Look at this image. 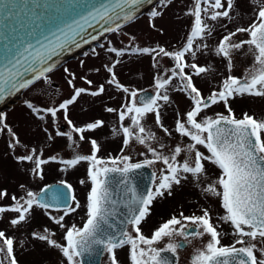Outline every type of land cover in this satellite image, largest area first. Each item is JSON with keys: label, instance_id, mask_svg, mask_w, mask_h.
I'll list each match as a JSON object with an SVG mask.
<instances>
[{"label": "snow or ice", "instance_id": "6c2138e0", "mask_svg": "<svg viewBox=\"0 0 264 264\" xmlns=\"http://www.w3.org/2000/svg\"><path fill=\"white\" fill-rule=\"evenodd\" d=\"M147 2L152 3V0H147ZM202 2L209 3V0H194V6L187 13L194 17V24L182 49L168 51L159 45L156 47H133L131 49L122 47L119 50L115 47L108 49V51L121 57L128 51L136 54H148L152 56L154 61L156 57L163 55L175 61V68L165 70L170 72V75L164 78H154L155 95L147 96L145 94L138 96L137 91H131L128 103L123 105V111L110 107L106 109L109 113L118 112L120 121L130 120L131 126L123 127V133L126 137L124 143L128 144L130 139L135 138L140 144L146 145L147 151L152 154V159L145 158L141 162L132 163L130 162L131 158L124 155L113 158L110 161L112 167H108L106 166L107 162L97 157V153L100 151V145L97 140L91 139L89 141L92 147L90 155L74 154L72 158L60 161L67 166H76L81 161L90 162L88 175L91 179L92 187L87 197V221L82 228L76 225L67 227L63 223L65 216L70 212H75L80 207L79 201L76 200L75 195L70 191L72 185L67 184L66 188L57 187L55 194L50 197V199L65 205L64 214L58 218L51 217V219L61 228L67 227L64 236L66 244L61 245L55 239L50 238L54 237L55 233H50L47 228L43 231L49 233V235H42L35 231L31 235L39 241L47 242L52 247L60 248L63 256L67 258L68 264H80L78 258L82 257L85 252L92 251L95 245H102L107 249L111 254L112 264H118L115 250L125 245L130 246L132 264H171V261L166 256H162L161 253L165 251L175 253L180 245L168 243L166 248H157L153 247V245L165 237H171L177 231L185 235V237H202L205 234L210 237L206 245L196 251L193 257V264H264V139H262L261 135L264 133V119H257L248 113H244L242 118H237L228 104L230 98L235 99L237 96L264 97V5H260L257 10H254L253 19L246 27H237L235 31H229L227 35H224L215 49L217 55L227 58L230 71L232 68V52L241 49L244 45L252 46L249 48V51L254 56L252 68L246 70L242 77L229 75L223 78L220 90H213L210 95L205 97L201 89L193 82L192 75L185 72V68L194 69L195 74L199 76L210 70L204 66L187 63L185 60L186 53H190L193 57L195 56V52L192 51L194 40L197 37L203 39L205 34L211 35L214 28V25L202 18V11L204 13L208 12L207 8H201ZM252 2L259 4V0H252ZM141 3L142 0H123V4L127 5L139 6ZM159 3L163 9L171 5L173 0H159ZM74 6L71 2L68 4L69 8ZM18 7L17 0H0V15H3L5 20L13 18L19 15ZM41 7L40 4H36L30 9L31 14L37 20L43 16V12L37 11ZM83 7H86V5ZM116 7H123L119 0ZM162 9L158 11L153 8L149 12L150 18L162 17ZM211 9V14L208 17L209 21H218L221 18L233 19L239 16L236 0H211ZM136 10H138V7ZM114 11V8L100 5L98 8L93 7L92 11L88 12L87 15L91 16L92 19H96L97 16L101 20L106 17L111 19L110 14ZM80 18L85 19L83 15ZM116 18L120 19L119 14H117ZM135 18V10L125 12V21L131 22ZM73 23H76L79 27L77 21H73ZM152 26L155 27L154 24ZM121 27L122 25L116 23L114 28H106L104 31L114 32ZM58 31L65 37L66 43L67 37L71 33L64 32L62 29H58ZM237 33H247L250 38L234 43L232 38ZM33 39H36V43L40 44L39 39L36 38L35 29L23 35L17 33L15 29L11 32H0L3 59L6 62L3 66V72L9 73V79L5 80L3 72H0V81H3L4 84L10 83L12 89L17 88V80L14 77L18 75V71L13 72V69L17 65H21L22 59L27 62L30 58H34L40 63L39 68L32 67V71L39 74L36 77L37 79H48L47 73L52 71V66L44 67V57L40 49H37L32 43ZM92 39H98V37H92ZM132 39L134 40L135 38L133 37ZM51 43L49 41V44ZM57 46L63 47V45ZM76 46L80 47L79 44ZM43 47L44 45L41 44L40 48ZM202 47L206 48L208 45L202 44ZM120 63V60H116L110 65H104L107 72L111 74V79L108 83L115 84L123 92L128 93L129 88L118 81L114 72V68ZM157 63H154L153 66L156 67ZM65 71L67 72L68 70L65 69ZM71 75L72 79L68 80V83L73 89V94L70 98L64 99L56 107L37 108L32 103H28L27 107L40 120L45 119V115L42 113L55 118L62 111L63 119L71 126V131H57L56 135L67 136L69 140H72V134L77 133L80 134L79 141H84V133L87 130H95L103 126L104 121L95 120L83 127H77L69 119V106L73 105L82 94H90L94 97L99 96L105 92V86L100 84L94 91H90L85 87H77L73 83L76 78L75 74ZM177 78L181 81V84L179 86L173 85L172 90L186 92L193 102L191 110L186 112V120L178 117L175 121L176 131L184 136L191 137L194 142L188 146L193 154L191 156L186 155L182 162L177 161V157L183 151L180 146H176L167 155L163 151H159L158 148L165 149L166 145L159 142V138L147 128L146 123H142L150 113L155 114L158 124L161 122L160 109L163 105L159 101L169 102L168 86L172 85L173 80ZM81 79L88 85L93 83V81L87 80L86 77H81ZM32 83V80H25L19 83V87L23 88ZM160 90L164 91L161 92ZM4 91V88H0V92ZM8 94L12 93L9 92ZM220 102L225 104L228 115L218 113L215 118L201 116L204 110ZM198 116H201L200 120L197 119ZM5 120L6 114L0 112V133L7 132L11 137L8 141V148L14 150L21 145V141ZM163 130L171 135L167 128H163ZM48 138L53 139L51 136ZM152 142H156L158 148L153 146ZM74 145L78 148V141H72L68 147L75 152ZM196 145L205 146L210 155L205 156L204 153L196 149ZM141 155H144V153H141ZM14 159L17 162H32L35 165L32 169L33 173L41 175L42 178L41 165L47 164L49 160L56 161L58 157L53 155L47 159H42L37 155V150L33 148L30 154L16 156ZM155 161L162 162L165 167L159 170V176L153 173V176L158 181L154 184L155 191L146 188L143 193L136 196L129 203L128 215L123 220V224L131 226V231L124 228L119 234H115L102 227V225L107 223L109 215L107 174L110 172L126 174L132 170L141 169L145 165H153ZM205 161L215 164L222 170L220 177L215 182L208 184L205 192H210L221 199V206L225 210V214L218 219L231 225L236 237L234 243L228 245L222 243L224 233L222 230H217L219 225L213 223L208 209H204L202 215L184 216L181 213L180 218L173 216L156 229L151 238L146 237L142 233V221L149 214L153 200L157 197H163L165 193L171 195L174 185L179 186L182 181L187 180L188 174H191L195 180L205 177ZM102 164L105 166L101 167ZM120 164L123 166L121 167ZM80 183L83 184L84 181L81 180ZM20 187L23 188L24 185H20ZM7 195L8 191L6 189L0 190V199ZM26 196L27 199L25 200L24 197L18 198L13 195L11 199L16 203L12 206H0V218H2V214L9 211L17 213L18 216L11 219V224L16 226L29 219L34 205L43 209L53 206L51 203L45 202L47 193H45V197H41L39 194L27 191ZM22 200L24 201L23 203H21ZM69 200L75 203V207L69 205ZM182 220L186 223H182ZM190 224L195 225L196 230L194 232L187 231ZM177 225H180L179 229L176 228ZM108 227L111 228L112 226L109 225ZM245 238L249 239L245 240ZM14 243V238L6 237L5 231L0 230V252L6 254L9 264H18L14 254ZM238 244L243 246L237 247L236 245ZM141 245H146L147 247H142ZM257 251L261 254L259 258L256 255ZM0 264H3V260H0Z\"/></svg>", "mask_w": 264, "mask_h": 264}, {"label": "rangeland", "instance_id": "374dc122", "mask_svg": "<svg viewBox=\"0 0 264 264\" xmlns=\"http://www.w3.org/2000/svg\"><path fill=\"white\" fill-rule=\"evenodd\" d=\"M260 5H264V0H259V4L252 2V0H236L239 16L233 19L221 18L218 21H209L208 17L212 11L211 0L209 3H201L202 9H208L207 13L202 11V18L214 25V28L211 35L205 34L203 39L197 37L194 40L192 51L195 52V56L186 53L185 60L187 63H194L210 69L197 76L194 69L186 68L193 74L196 79L195 84L201 89L205 97L210 95L213 90H220L223 78L229 75L242 77L246 70L252 68L254 56L249 51L252 46L244 45L241 49L232 52L230 71L227 58L217 55L215 49L229 31H235L237 27H246L253 19L254 10H257ZM193 6L194 0H173L171 5L162 9L158 1L153 8L158 11L162 9V17L151 19L149 12L153 9L147 10L133 22L106 36L102 41V47L96 45L90 50H83V52L68 59L47 74L48 79L40 78L19 94V101H14L12 105H6L0 111L6 114L5 122L21 141V145L10 150L8 141L11 137L7 132L0 133V190L6 189L8 191V195L0 199V206L14 205L16 202L11 199L13 195L18 198L24 197L26 200L27 191L38 194L45 184L69 182L74 188V195L79 201L80 207L75 212H70L65 216L63 223L67 227L76 225L82 228L88 217L87 197L92 187L88 175L90 162L81 161L76 166H67L60 162L62 159L72 158L74 154L90 155L92 153L89 142L91 139L97 140L100 145L97 157L107 162L106 166H112L110 161L113 158L124 155L129 156L132 163L141 162L145 158L152 159V154L147 151L146 145L140 144L135 138L130 139L128 144L124 143L126 137L123 133V127L131 126L130 120L120 121L118 112L109 113L106 109L110 107L123 111V105L128 103L131 91L139 93L142 90H150L155 93L154 78H164L170 75V72L165 70L175 68V61L163 55L156 57L154 61L151 55L131 52H126L121 57L108 51V49L111 47L118 50L122 47L126 49L156 47L157 45L168 51L182 49L194 24V17L187 14ZM153 24L155 27L152 26ZM249 38L247 33H237L232 38V42H240ZM202 44H207L208 47L204 48ZM116 60H120L121 63L114 68V72L118 81L129 88L128 93L123 92L115 84L108 83L111 74L107 72L104 65H110ZM154 63H157L156 67L153 66ZM65 69L68 71L66 72ZM71 74H75L76 78L73 83L77 87H85L94 91L100 84L105 86V92L99 96L82 94L73 105L69 106V119L77 127H83L95 120L104 121L103 126L95 130H87L84 133V141H79L80 134L77 133L72 134V140H69L67 136L56 135L57 131H71V126L63 119L62 111L55 118L42 113L45 115V119L40 120L27 107L28 103H32L37 108L56 107L64 99L70 98L73 94V89L68 83V80L72 79ZM81 77L93 81L92 85L85 83ZM180 84L181 81L178 78L174 79L172 85L168 86L169 102L159 101L163 105L160 109L161 122L158 124L155 114L150 113L142 123H146L147 128L159 138V142L166 145L165 149H159L158 144L152 142L159 151H163L167 155L176 146H180L183 151L177 157V161L182 162L186 155L191 156L193 154L188 146L194 142L191 137L176 131L175 121L178 117L186 120V112L191 110L193 102L186 92L172 90L173 85L179 86ZM160 91L163 92L164 90ZM228 104L237 118H242L244 113H248L257 119H264V97L237 96L235 99L230 98ZM218 113L228 115L223 102L204 110L201 116L215 118ZM201 116H198L197 119L200 120ZM163 128H167L171 135L164 132ZM261 135L264 139V133ZM49 136L53 139H49ZM72 141L79 143L78 148L74 145L75 152L68 147ZM33 148L37 150V155L42 159H47L53 155L58 157L56 161L49 160L47 164L41 165L42 178L41 175L33 173L32 169L35 165L32 162H17L14 159L16 156L30 154ZM196 149L204 153L205 156L210 155L203 145H196ZM204 163L205 177L195 180L191 174H188L187 180L182 181L179 186L174 185L171 195L165 193L163 197H157L153 200L149 214L142 221V228L146 237L151 238L156 228L173 216L180 218L181 213L184 216L202 215L203 210L208 209L213 223L219 225L217 230H222L224 233L222 243L225 245L234 243L236 237L231 225L218 219L225 214V210L221 206V199L210 192H205L208 184L215 182L221 174L214 164L208 161ZM103 166L105 165L102 164L101 167ZM120 166L123 165L120 164ZM150 166L153 167L157 176L160 174L159 170L165 167L160 161H155ZM81 180L84 181L83 184L80 183ZM20 185H24V187L21 188ZM153 191H155V187ZM23 202L22 200L21 203ZM71 206L75 207V203L73 202ZM65 210L43 209L34 205L29 219L16 226L11 224V219L16 218L17 213L9 211L2 214L0 230L5 231L6 237L14 238V254L18 264H68L67 258L63 256L60 248L52 247L47 242L39 241L31 235L34 231L42 235H49L43 231L47 228L50 233H55L54 237L50 238L55 239L61 245L66 244L64 236L67 227L61 228L51 219V217L58 218L63 215ZM160 214H162V224L159 220ZM182 223L186 222L182 220ZM179 226L177 225L176 228L178 229ZM128 230L131 231V226ZM209 238L207 234L202 237L188 238L177 231L171 237H165L156 242L153 247L166 248L168 243L178 245L180 239L187 240L189 241L188 245L185 248L178 247L176 253L179 255V264H193L191 254H196L198 249L203 248ZM248 239L245 238V240ZM141 246L147 247L146 245ZM115 254L118 264H132L129 245L116 249ZM256 255L259 258L261 254L257 251ZM0 260H3V264H9L5 253L0 252ZM78 260L80 261L79 258ZM102 264H112V257L107 249Z\"/></svg>", "mask_w": 264, "mask_h": 264}, {"label": "water", "instance_id": "95a60500", "mask_svg": "<svg viewBox=\"0 0 264 264\" xmlns=\"http://www.w3.org/2000/svg\"><path fill=\"white\" fill-rule=\"evenodd\" d=\"M158 0H152V3H148L147 0H142L141 5L133 6L123 4V0L119 2L123 7H116L118 0H17L19 5L17 11L19 15L5 20L3 15H0V32H11L13 29L17 33L25 34L35 29L36 38L39 39L40 44L36 43V39L32 40V43L37 49H40L44 57V67L52 66V70L68 59L74 57L81 52V49H87L92 43H96L98 39H101L106 35V28H114L115 24L124 25L128 23L124 19L125 12L135 10L136 18L140 16L146 9L155 4ZM73 3L75 6L69 8L68 4ZM36 4H40L42 7L37 9L38 12H43V16L39 20L36 19L30 12ZM86 5V7H83ZM105 5L106 7L114 8L111 19L105 18L101 20L99 16L96 19H92L87 13L92 11L93 7H100ZM138 7V10H136ZM119 14L120 19H117ZM81 15L85 19H81ZM95 15V14H94ZM73 21H77L79 27ZM39 25V27H37ZM58 29H62L64 32H70V36L67 37L65 43V37L61 35ZM47 37V39H45ZM59 37V39H57ZM92 37H98V39H92ZM49 41L52 43L49 44ZM44 45L40 48V45ZM79 44L80 47L76 45ZM57 45H63L58 47ZM55 49V51H53ZM3 59V46L0 43V72H3V66L5 64ZM39 68L40 63L34 58H30L27 62L21 60V65H17L13 72L18 71V75L14 77L17 80V88L12 89L11 84H4L0 81V88H4V92H0V110L9 104V100L16 93L20 94L29 85L23 88L19 87V83L25 80H32L33 83L37 81L36 78L39 74L32 71V67ZM4 79H9V73L3 72ZM11 92L12 94H8ZM153 96L154 93L150 90H142L138 96ZM112 167V166H108ZM154 171L149 165H145L141 169H135L129 173L110 172L107 174L106 180L109 185V202L108 209L109 215L107 223L102 225L106 230L111 233L119 234V232L127 228L128 226L123 224V220L127 218L129 211V203L139 194L143 193L146 188L152 189L154 178ZM69 183H49L45 185L38 193L39 196L45 197V202L51 203L52 209L65 208L63 203L50 199L57 187H67ZM73 193V188L70 190ZM72 200H69V205L72 204ZM86 223V222H85ZM112 227L109 228L108 226ZM192 228V226H190ZM193 230L192 232H194ZM184 244H182L183 246ZM105 247L102 245L93 246V250L85 252L82 257H79L81 264H101ZM162 256H166L171 264H178V256L176 253L165 251L161 253Z\"/></svg>", "mask_w": 264, "mask_h": 264}, {"label": "flooded vegetation", "instance_id": "af4514ba", "mask_svg": "<svg viewBox=\"0 0 264 264\" xmlns=\"http://www.w3.org/2000/svg\"><path fill=\"white\" fill-rule=\"evenodd\" d=\"M185 72L187 73V74H190V75H192V77H193V82L195 83V81H196V79L194 78V76H193V74L192 73H190L189 71H188V69H186L185 68ZM196 85V84H195ZM197 86V85H196ZM198 87V86H197ZM199 88V87H198ZM202 92V91H201ZM215 165V164H214ZM216 166V165H215ZM152 167V166H151ZM153 168V167H152ZM216 169H217V171H219V174H222V170L221 169H219L218 168V166H216ZM154 170V169H153ZM155 171V170H154ZM156 173V172H155ZM156 176H157V174H156ZM157 182V180L155 179V183ZM154 183V184H155ZM157 201V200H156ZM158 207V206H157ZM156 207V208H157ZM150 210H151V207H150ZM157 211V210H156ZM160 213V212H159ZM159 220H160V224H162V214H160V216H159ZM160 226H158L156 229H158ZM180 228V226L178 227V229ZM188 230V229H187ZM190 232L192 231V230H189ZM142 233L144 234L145 233V231L143 230V228H142ZM188 238H192V237H194V236H187ZM188 242L189 241H187V240H179V244L178 245H180L179 247H181V248H185L187 245H188ZM182 244H184L183 246H182ZM236 246H241V245H236ZM178 255V254H177ZM194 255L195 254H191V259L193 260V257H194ZM178 264H179V255H178Z\"/></svg>", "mask_w": 264, "mask_h": 264}, {"label": "bare ground", "instance_id": "6f19581e", "mask_svg": "<svg viewBox=\"0 0 264 264\" xmlns=\"http://www.w3.org/2000/svg\"><path fill=\"white\" fill-rule=\"evenodd\" d=\"M20 99H19V93L17 94H15V95H13L12 97H11V99L8 101L9 102V104L8 105H12V103L14 102V101H19Z\"/></svg>", "mask_w": 264, "mask_h": 264}]
</instances>
